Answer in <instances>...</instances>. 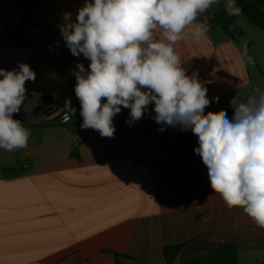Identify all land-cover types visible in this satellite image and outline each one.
Returning <instances> with one entry per match:
<instances>
[{
    "label": "crops",
    "instance_id": "obj_1",
    "mask_svg": "<svg viewBox=\"0 0 264 264\" xmlns=\"http://www.w3.org/2000/svg\"><path fill=\"white\" fill-rule=\"evenodd\" d=\"M34 2L32 32L67 47L61 26L76 22L85 0ZM225 3L212 8L225 10ZM21 14L15 0H0V38L19 28ZM205 19L206 12L196 23ZM258 35L234 41L211 25L199 43L176 42L186 74H196L210 100L219 97L205 114L233 109L237 93L244 100L254 89L264 90V36ZM20 63L36 79L26 82V100L13 116L31 126L27 146L0 148V264H166V246L197 240L233 242L238 264H264V229L213 192L191 130L158 124L147 108L132 121L130 109L121 106L113 118L114 137L81 128V160L73 159V130L46 126L50 116L33 111L43 97L70 98L76 109L72 120L80 116L75 64L42 50L0 52V68L18 71Z\"/></svg>",
    "mask_w": 264,
    "mask_h": 264
},
{
    "label": "clouds",
    "instance_id": "obj_2",
    "mask_svg": "<svg viewBox=\"0 0 264 264\" xmlns=\"http://www.w3.org/2000/svg\"><path fill=\"white\" fill-rule=\"evenodd\" d=\"M217 3L85 0L76 22L60 30L72 55L82 54L90 61V70L78 63L74 72L82 129L112 138L113 118L121 106L130 109L132 121H138L154 104L156 123L180 125L198 137L195 152L207 167L213 192L228 208H242L264 229V90L256 88L244 100L237 93L230 102L232 117L223 109L205 114L219 97L208 98L207 87L196 74H186L174 49L177 41L199 43L206 36L207 20L196 23L197 17ZM224 7L229 16L242 12L235 0H226ZM18 67V71L0 68V148L6 151L25 148L30 136L13 116L26 100V82H34L36 74L26 63ZM63 108L66 120L76 112L70 98Z\"/></svg>",
    "mask_w": 264,
    "mask_h": 264
},
{
    "label": "trees",
    "instance_id": "obj_3",
    "mask_svg": "<svg viewBox=\"0 0 264 264\" xmlns=\"http://www.w3.org/2000/svg\"><path fill=\"white\" fill-rule=\"evenodd\" d=\"M17 6L21 9V23L17 30H7L5 35L0 38V52L8 51L12 48H25L33 50H42L60 54L63 57L71 59L75 66L78 63H83L86 70L89 66L88 59H85L81 54L79 57L70 54L68 48L56 41H51L38 37L32 32L29 26V21L32 13L35 10L34 0H15ZM239 7L247 20L255 26L264 29V0H237ZM207 24L221 27L224 34L234 41H240L245 36V31L237 24L236 16H229L225 10H216L210 8L206 11ZM26 33L29 35L26 37ZM245 52L249 54V47H245ZM78 70V69H77ZM57 100L64 98H47L43 97L41 103L33 111V115H50L48 106L56 103ZM106 102V101H104ZM149 109L154 115V104H150ZM229 117L233 116V109L225 110ZM82 117L77 116L74 120L64 122L60 119H52L46 126H63L70 128L76 134L77 139L70 152V157L76 160H81L80 156V130ZM181 128L180 125H176ZM29 129L31 126H24ZM191 130V129H188ZM194 243V242H193ZM176 244L168 245L164 248V257L166 264H238L237 249L233 242H227L221 245L210 244L205 241H200L197 244Z\"/></svg>",
    "mask_w": 264,
    "mask_h": 264
},
{
    "label": "rangeland",
    "instance_id": "obj_4",
    "mask_svg": "<svg viewBox=\"0 0 264 264\" xmlns=\"http://www.w3.org/2000/svg\"><path fill=\"white\" fill-rule=\"evenodd\" d=\"M236 17H237V24H238L242 29H244V31H245L246 34H247V37H246V39H245L246 41L250 42L253 38L259 37L258 34H261L260 36H264V30L259 29V28H256V27L250 25V24L247 22V20H246V18H245L244 15L240 14L239 16H236ZM245 47H246V46H245ZM61 101H65V99H64V100H59V102H61ZM200 241H204V240H197V241H195L194 243L197 244V243L200 242ZM194 243H193V244H194Z\"/></svg>",
    "mask_w": 264,
    "mask_h": 264
},
{
    "label": "built area",
    "instance_id": "obj_5",
    "mask_svg": "<svg viewBox=\"0 0 264 264\" xmlns=\"http://www.w3.org/2000/svg\"><path fill=\"white\" fill-rule=\"evenodd\" d=\"M211 25L208 24V29ZM65 104V101H63V105L59 106V104H51L47 108L50 111V118L51 119H60L64 120L66 115V110L63 108ZM72 107H74V104L71 102Z\"/></svg>",
    "mask_w": 264,
    "mask_h": 264
},
{
    "label": "water",
    "instance_id": "obj_6",
    "mask_svg": "<svg viewBox=\"0 0 264 264\" xmlns=\"http://www.w3.org/2000/svg\"><path fill=\"white\" fill-rule=\"evenodd\" d=\"M73 117H74V115L70 119H67V120L64 118V122L71 121L73 119Z\"/></svg>",
    "mask_w": 264,
    "mask_h": 264
}]
</instances>
